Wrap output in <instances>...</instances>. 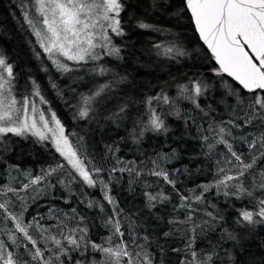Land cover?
<instances>
[{
  "label": "trees",
  "instance_id": "1",
  "mask_svg": "<svg viewBox=\"0 0 264 264\" xmlns=\"http://www.w3.org/2000/svg\"><path fill=\"white\" fill-rule=\"evenodd\" d=\"M29 2L0 0V54L12 65L14 88L37 91L54 112L95 184L49 140L3 134L5 253L15 264H264V223L241 217L264 201V112L251 107L252 93L217 74L184 0H120L123 34H111L119 57L104 52L66 63L67 71L35 44L24 16ZM197 83L202 91L193 101ZM153 110L163 121L158 131L150 125ZM232 151L242 163L229 159ZM119 247L128 255H117ZM36 248L42 255L33 259Z\"/></svg>",
  "mask_w": 264,
  "mask_h": 264
},
{
  "label": "snow or ice",
  "instance_id": "2",
  "mask_svg": "<svg viewBox=\"0 0 264 264\" xmlns=\"http://www.w3.org/2000/svg\"><path fill=\"white\" fill-rule=\"evenodd\" d=\"M35 4L36 12L42 17L43 28L36 27L41 23L39 18L35 20L29 18L27 11L24 16L28 24L35 30L36 36L40 38L44 51L50 56L58 53L60 56L66 57L67 60L76 62L85 61L86 58L98 60L100 55L95 49L107 48L108 55L119 57L120 49L112 45L111 37L108 35L109 30L115 35L123 34L118 18L122 7L119 0H35ZM186 7L191 11L200 38L211 49L219 65L216 70L217 74L226 73L238 81L243 89H247L253 94L251 107L257 109L258 112H264V95H261L264 94V0H186ZM140 27L150 26L141 24ZM97 38H99V42H97ZM166 51L172 52L173 49L169 48ZM54 63L58 69L69 70L59 60ZM99 71L103 73L106 69L100 68ZM12 79V65L6 63L5 59L0 56V133L23 134L28 131L39 136L40 139L48 138L45 131L51 133L56 150L67 158L68 163L79 172L80 177L87 184L94 185L95 181L89 171L85 169L84 162L77 157V152L72 149L67 137L64 136L63 127L56 119L55 114H52L50 119H46L43 112L38 113L35 101H30L28 98L20 101L18 107V102L11 92ZM107 87L109 86H101L94 96L99 95ZM183 90L187 91L186 88ZM201 91V86L197 83L194 88L195 95L188 98L195 101V96L200 95ZM41 99L43 98L41 97ZM153 99H159V97L149 98L148 103L151 104ZM163 99L167 102V97ZM124 110V107L120 108V112ZM80 115L87 116L88 111L83 110ZM50 123L55 124V127H49ZM3 124L15 126L4 127ZM38 124L40 128H38ZM150 125L154 131L163 128V121L155 114L154 110L150 118ZM232 154L237 161H241L236 153ZM255 161L256 158L253 157L249 164L243 165V168H251ZM93 171L98 173L99 169H93ZM240 174L243 175V171ZM156 175H161V173H156ZM164 175L167 179L166 174ZM226 179H232V177ZM35 182L33 181V183ZM151 199H155V197ZM260 204L261 207L257 213L242 211V220L249 224L264 223V201H260ZM4 207V204H0V208ZM254 215H258L262 219L254 220ZM17 228L33 245L36 244V241L32 240L19 223ZM230 238L235 239L231 236ZM53 239L57 245L61 244L60 240H56L54 237ZM67 240L69 244L79 247L77 240L71 237H68ZM99 247L93 245V248ZM100 250L109 255L113 254L112 249L103 248ZM41 255L40 249L36 248L33 259ZM117 255L126 256L128 253L124 249H119ZM0 260L3 261V264H15L13 254L5 253L2 242H0ZM208 260L210 261L211 257H208Z\"/></svg>",
  "mask_w": 264,
  "mask_h": 264
},
{
  "label": "rangeland",
  "instance_id": "3",
  "mask_svg": "<svg viewBox=\"0 0 264 264\" xmlns=\"http://www.w3.org/2000/svg\"><path fill=\"white\" fill-rule=\"evenodd\" d=\"M119 2H120V0H119ZM26 11H27V13H28V16H29V18H33L34 20L36 19V18H39L40 20H41V23H39V24H37V28L38 29H42L43 28V25H42V17H40V14L38 13V12H36V4H35V0H30V2L26 5ZM29 25V24H28ZM29 27L31 28V31H32V35H33V39H34V42H35V44L40 48V50L44 53V55L51 61V63L55 66V67H57V65H56V63H54V61H56V60H59L60 62H62V63H64L65 65H67L66 63H69V62H76V61H69V60H67V58L66 57H63V56H60L58 53L57 54H54V55H52V56H50V54L49 53H47V52H45L44 51V48L42 47V45H41V43H40V38L39 37H37L36 36V34H35V30L33 29V27L32 26H30L29 25ZM111 34H113L110 30L108 31V35L111 37ZM112 40V39H111ZM97 42H99V38H97ZM102 49H104V51H101V48H97V49H95V51L100 55V54H102V53H104V52H108V49L107 48H102ZM0 56H2L1 54H0ZM3 57V56H2ZM4 58V57H3ZM5 59V58H4ZM6 61V60H5ZM86 61H88V59L86 58ZM6 63H8V62H6ZM9 64V63H8ZM14 78L12 79V85H11V92H12V95L16 98V100H17V102H18V104H17V106L19 107L20 105H19V102L20 101H22L23 99H25V98H28L30 101H35V105H36V108H37V110H38V113L39 112H43L44 114H45V118L46 119H50V117L52 116V114H54V112L46 105V103H45V101L43 100V99H41V96H40V94L37 92V91H35V90H33L31 93H29V94H23V91H22V88H21V86L19 85H16L15 86V88H14ZM37 93H38V95H37ZM55 117H56V115H55ZM38 118V117H37ZM56 119H57V117H56ZM60 125H61V123H60ZM2 126H4V127H14L15 125H10V124H3ZM62 126V125H61ZM49 127H55V124H53V123H50L49 124ZM38 128H40V125L38 124ZM40 130H43V129H40ZM64 130V129H63ZM9 133V132H8ZM10 133H12V132H10ZM25 133H30V134H33L32 132H28V131H25L23 134H25ZM3 134H5V133H0V140H1V137H2V135ZM64 134V136H66L65 135V133H63ZM34 135V134H33ZM45 135L48 137L46 140H49L50 141V143L52 144V146L55 148V150H56V145H55V142H54V139L52 138V134L51 133H49V132H46L45 131ZM34 136H36V137H39V136H37V135H34ZM40 138V137H39ZM248 146H250V145H248ZM72 147V146H71ZM73 149V148H72ZM74 150V149H73ZM57 151V150H56ZM58 152V151H57ZM236 153V155L237 156H239V157H241V154L240 153H237V152H235V151H232V153ZM60 155H61V153L60 152H58ZM233 155V154H232ZM62 157H63V159L65 160V162L66 163H68V161H67V158L65 157V156H63V155H61ZM78 157V156H77ZM229 159L230 160H236V158H235V156H233V157H229ZM69 164V163H68ZM69 166L70 167H72L70 164H69ZM74 169V168H73ZM78 174H79V172L76 170V169H74ZM224 177V176H223ZM24 188V187H23ZM22 188V189H23ZM6 189L7 190H11V188L10 187H6ZM18 197H19V195H17ZM105 196H106V198L108 199V200H110L109 199V197H108V195L105 193ZM45 212L47 213V211L45 210ZM34 215H36L37 216V218L38 219H40V220H43V218H44V216L41 214V213H35ZM13 218H14V226H15V228H17V224L19 223L18 222V220L16 219V217L15 216H13ZM30 218L31 217H29V220H30ZM20 224V223H19ZM20 226H21V224H20ZM22 227V226H21ZM18 229V228H17ZM119 249H123L122 247H119V248H117V249H114L115 251H118Z\"/></svg>",
  "mask_w": 264,
  "mask_h": 264
},
{
  "label": "water",
  "instance_id": "4",
  "mask_svg": "<svg viewBox=\"0 0 264 264\" xmlns=\"http://www.w3.org/2000/svg\"><path fill=\"white\" fill-rule=\"evenodd\" d=\"M184 5H185V8H186V10L188 11V13H189V15H190V18H191V22H192V25H193L194 31H195V33H196V35H197V37H198L199 42H200L201 45L207 50V52L212 56V58H213V62H214V64H215V65L217 66V68H218L219 65H218V63L216 62V60H215V58H214V56H213V54H212L211 49L208 48L207 44H205L204 41H203V40L200 38V36H199V32L197 31V29H196V27H195V23H194V20H193V18H192V15H191V11H190L189 9H187V7H186V0H184ZM222 74H223L224 76L230 78L234 83H236L238 86H240V87L243 89V87L239 84V82L236 81L233 77L229 76V75L226 74V73H222ZM243 91L246 92V93H250L247 89H243Z\"/></svg>",
  "mask_w": 264,
  "mask_h": 264
}]
</instances>
